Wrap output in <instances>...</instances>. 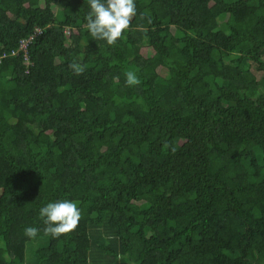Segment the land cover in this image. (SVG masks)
<instances>
[{
  "label": "trees",
  "instance_id": "16d2710c",
  "mask_svg": "<svg viewBox=\"0 0 264 264\" xmlns=\"http://www.w3.org/2000/svg\"><path fill=\"white\" fill-rule=\"evenodd\" d=\"M135 3L109 46L88 0H0V264H264V0Z\"/></svg>",
  "mask_w": 264,
  "mask_h": 264
},
{
  "label": "clouds",
  "instance_id": "9594fccd",
  "mask_svg": "<svg viewBox=\"0 0 264 264\" xmlns=\"http://www.w3.org/2000/svg\"><path fill=\"white\" fill-rule=\"evenodd\" d=\"M88 4L90 11L85 17V28L94 40H104L109 46H115L122 39L137 15L135 0H88ZM69 68L76 75L85 71V66L76 62L69 64ZM125 75L127 85L140 84L134 72L129 71ZM165 147L168 145L165 144ZM39 216L45 225L44 235L53 239H59L63 234L71 235L83 218L78 203L67 199L47 203L40 208ZM39 232L40 229L31 226L24 230L25 236L32 240L37 238ZM10 259L5 257L6 261ZM117 259H123V256L118 255Z\"/></svg>",
  "mask_w": 264,
  "mask_h": 264
},
{
  "label": "rangeland",
  "instance_id": "374dc122",
  "mask_svg": "<svg viewBox=\"0 0 264 264\" xmlns=\"http://www.w3.org/2000/svg\"><path fill=\"white\" fill-rule=\"evenodd\" d=\"M142 53L144 56H150L152 54V50L150 49H143ZM255 76L258 80H260L263 76L262 73L255 72ZM46 245V239H40L36 242H31L26 245V252H25V264H34L35 262V251L39 247H44ZM0 248H3V243L0 241Z\"/></svg>",
  "mask_w": 264,
  "mask_h": 264
},
{
  "label": "built area",
  "instance_id": "2783aa9c",
  "mask_svg": "<svg viewBox=\"0 0 264 264\" xmlns=\"http://www.w3.org/2000/svg\"><path fill=\"white\" fill-rule=\"evenodd\" d=\"M28 43H29V40L28 39L27 40H21L20 41V44H19V48L17 50H13L11 52V55H18V53L20 51H22L24 53L25 59H27L26 52H27V45H28ZM3 56H5V54Z\"/></svg>",
  "mask_w": 264,
  "mask_h": 264
}]
</instances>
